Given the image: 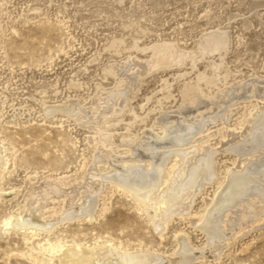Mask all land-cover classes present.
Returning a JSON list of instances; mask_svg holds the SVG:
<instances>
[{
  "label": "rangeland",
  "instance_id": "rangeland-1",
  "mask_svg": "<svg viewBox=\"0 0 264 264\" xmlns=\"http://www.w3.org/2000/svg\"><path fill=\"white\" fill-rule=\"evenodd\" d=\"M211 34L227 39L219 53L201 49ZM116 42L117 52H112ZM162 45L172 50L173 65L141 78L123 111L103 125L120 158L127 157L121 146L127 134L140 136L160 113L174 111L185 86L199 87L198 79L213 76L224 79L227 87L264 79V0H0V145L7 154L0 174V228L22 212L32 189L48 182L70 192L90 163L93 131L70 117L47 118L43 103L57 106L75 100L89 107L97 86L109 89L114 84L105 70L131 60L150 64L153 49ZM162 100L167 104L156 110ZM254 107L251 100H242L204 131L200 144L210 149L205 154L213 157L218 177L196 195L186 209L189 215L199 220L206 216L209 206L204 200L215 197L241 158L234 148L247 149L250 134L239 135ZM233 137L236 143L231 142ZM11 192H18L15 199L6 197ZM95 193L100 196L93 221L62 222L35 240L32 234L13 229L1 233L0 264H36L35 259L43 257L33 248L48 241L88 246L109 242L158 256L174 255L180 235L187 236L197 251L208 243L199 223L180 214L172 216L162 238L131 197L110 183ZM54 201L59 214L63 198ZM230 242L219 262L207 258L196 264H264V218L247 224Z\"/></svg>",
  "mask_w": 264,
  "mask_h": 264
},
{
  "label": "bare ground",
  "instance_id": "bare-ground-1",
  "mask_svg": "<svg viewBox=\"0 0 264 264\" xmlns=\"http://www.w3.org/2000/svg\"><path fill=\"white\" fill-rule=\"evenodd\" d=\"M118 46L117 42L113 43L110 50L117 52ZM226 46L227 39L216 34L209 35L201 43V49L207 54L219 53ZM152 55L155 59L150 64L131 60L105 70L114 84L109 89L97 86L89 107L75 100L57 106L43 103L42 112L47 118L70 117L79 126L93 131L95 146L91 160L84 177L70 192L62 190L57 183L48 182L32 189L22 212L6 219L0 234L13 229L32 234L34 239L40 232L51 234L62 222L93 221L98 206L95 192H101L105 184L110 183L131 197L162 238L174 214L196 225L199 223L208 239L205 249H193L185 235L178 236L179 250L165 256L141 249L130 251L109 242L88 246L48 241L46 246L38 244L39 247L33 248L43 257L36 258V264H196L207 258L219 262L223 248L229 245L233 235L250 222L264 218V79L228 87L222 84L224 79L220 81L215 76L209 80L206 77L198 79L199 87L195 84L184 87L180 104L174 111L160 113L154 125L140 136L127 134L121 145L127 157L114 155L112 136L103 129L104 123L123 111L128 94L138 88L141 78L154 69L173 65L172 50L165 45L156 46ZM242 100H251L255 106L245 132L241 133L244 134L239 135L250 134V142H243L247 149L243 145L234 148L241 158L228 171L215 197L204 200L209 207L206 216L199 220L186 209L192 206L196 195L218 177L213 157L208 158L201 145L205 140L203 133L217 119H224ZM164 104H167L165 100L160 101L156 110H161ZM25 111L28 112H18L25 114ZM233 138L231 142L236 141V137ZM6 155L5 148L0 145L1 175L7 166ZM172 157L176 160L168 165ZM11 193L6 197L15 199L18 192ZM60 197L63 205L56 214L54 200ZM25 240L28 242L29 238Z\"/></svg>",
  "mask_w": 264,
  "mask_h": 264
}]
</instances>
